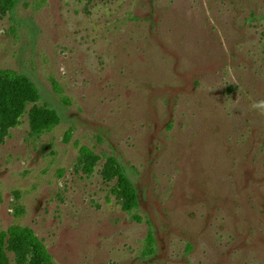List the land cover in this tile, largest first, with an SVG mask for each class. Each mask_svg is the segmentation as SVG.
<instances>
[{
    "label": "rangeland",
    "instance_id": "1",
    "mask_svg": "<svg viewBox=\"0 0 264 264\" xmlns=\"http://www.w3.org/2000/svg\"><path fill=\"white\" fill-rule=\"evenodd\" d=\"M6 1L0 69L61 121L33 135L27 114L0 119V231L32 228L55 264H264V0Z\"/></svg>",
    "mask_w": 264,
    "mask_h": 264
},
{
    "label": "trees",
    "instance_id": "2",
    "mask_svg": "<svg viewBox=\"0 0 264 264\" xmlns=\"http://www.w3.org/2000/svg\"><path fill=\"white\" fill-rule=\"evenodd\" d=\"M16 3L17 0H7L8 10L13 11ZM24 114L29 117L33 135L49 132L61 121L57 109L44 101L40 89L28 75L11 69H0V119L4 125L14 126ZM93 157L94 152L89 147L80 148L79 159L90 162L86 164L88 172L93 171ZM108 161L117 181L116 189L122 197L123 208L130 213L135 212L139 207V199L133 181L116 157H108ZM146 240V252H154L155 237L151 230ZM8 243L15 252L28 247L32 255L29 264H55L44 241L30 227L13 225L6 231H0V258L5 257L4 248Z\"/></svg>",
    "mask_w": 264,
    "mask_h": 264
},
{
    "label": "clouds",
    "instance_id": "3",
    "mask_svg": "<svg viewBox=\"0 0 264 264\" xmlns=\"http://www.w3.org/2000/svg\"><path fill=\"white\" fill-rule=\"evenodd\" d=\"M251 109L257 111L261 115H264V100L253 103L251 105Z\"/></svg>",
    "mask_w": 264,
    "mask_h": 264
}]
</instances>
